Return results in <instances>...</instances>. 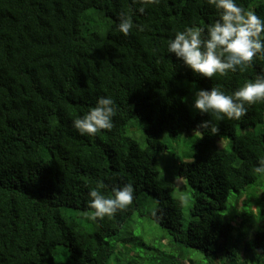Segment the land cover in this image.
Returning a JSON list of instances; mask_svg holds the SVG:
<instances>
[{"label": "trees", "instance_id": "16d2710c", "mask_svg": "<svg viewBox=\"0 0 264 264\" xmlns=\"http://www.w3.org/2000/svg\"><path fill=\"white\" fill-rule=\"evenodd\" d=\"M237 2L264 19L260 0ZM139 7L0 0V264H264L256 253L264 250V175L255 172L264 159V103L239 121L191 108L195 90L231 94L264 75V59L226 77L195 76L166 45L186 25L213 22L214 9L206 0ZM121 14L143 31L119 33ZM100 96L117 106L113 129L80 135L72 121ZM208 119L216 135L198 129ZM135 122L139 140L125 135L139 131ZM193 131L203 132L194 151L168 157ZM127 183L134 200L126 210L87 218L91 189L102 185L109 196ZM259 183L262 214L247 215L256 194L249 188ZM150 236L147 251L136 253L135 242Z\"/></svg>", "mask_w": 264, "mask_h": 264}, {"label": "clouds", "instance_id": "9594fccd", "mask_svg": "<svg viewBox=\"0 0 264 264\" xmlns=\"http://www.w3.org/2000/svg\"><path fill=\"white\" fill-rule=\"evenodd\" d=\"M133 3L140 5L138 10L143 13L146 6L158 5L160 0H133ZM206 3L214 9L217 18L206 27L186 25L182 31L177 30L167 42V54H174L193 75L207 79L244 72L252 66L254 58L264 59V19L253 10H245L237 0H206ZM260 3L264 4V0ZM118 19L116 30L124 36L134 28L143 31L142 26L134 25L128 14H121ZM257 103H264V75H257L231 94L220 87L195 90L192 108L216 121H239ZM117 111L111 96H100L94 107L72 121V126L80 135L87 136H94L101 130L111 131ZM198 129L210 130L212 135L219 131L210 119L201 121ZM255 172L264 175V159L259 161ZM101 186L88 193L87 207L92 213L87 218L93 222L126 210L134 200L131 183L114 186L109 196L100 191ZM262 252L264 250L256 253Z\"/></svg>", "mask_w": 264, "mask_h": 264}, {"label": "rangeland", "instance_id": "374dc122", "mask_svg": "<svg viewBox=\"0 0 264 264\" xmlns=\"http://www.w3.org/2000/svg\"><path fill=\"white\" fill-rule=\"evenodd\" d=\"M191 98V97H190ZM189 99V98H188ZM192 108V107H191ZM192 111H193V108H192ZM132 127H135L136 129H138L139 131L138 132H136V133H129L130 131H129V128H127L126 129V131H125V135L126 136H128L129 138H131V139H137V140H139L140 139V137L139 136H141V137H143V125L140 123V122H135L133 125H132ZM264 129V126H263V128H257V131H262ZM139 133V134H138ZM138 134V135H137ZM134 135H137V136H134ZM192 135L194 136V137H192V138H188V137H186V138H183V140H184V142H182V144H181V146L180 147H170V149H169V151H167L166 153H167V156L168 157H170V156H172V155H176L177 157H180L181 155H187V154H189V153H192L193 151H194V148H193V145H194V143H195V141L201 136V134H200V132H198V131H193L192 132ZM165 137V136H164ZM183 183V181H181V180H178L177 181V184L179 185V184H182ZM261 185V183H259L258 185H254V186H252V187H250L249 188V191H251V192H253V193H256L255 195L253 194V196H254V198L252 199V201H250V205H247V215H250L252 212L255 214V210L256 211H258V215L260 216V214H262V211H261V206L259 207V200L261 199V194L260 195H258V191H256L257 190V186H260ZM258 189H260V193H263L264 192V186H261V187H259ZM253 190V191H252ZM234 197H236V196H233L232 198H231V200H230V202H229V204H228V209H230V212L232 213L233 211H234V201H232V199L234 198ZM241 206H242V204H238L236 207L238 208V210H240L241 209ZM154 210V207L152 206V208H151V211H153ZM241 211V210H240ZM157 228V231H159L160 232V228L159 227H156ZM143 228H142V226H140V225H137L136 226V228H135V231H134V237H135V239H136V241H139V238H140V236L143 234ZM151 238H152V236H150V237H145L144 239H143V243H141V242H135V249H136V253H139V252H145V251H147V247H148V245L151 243ZM223 263H225V262H223Z\"/></svg>", "mask_w": 264, "mask_h": 264}]
</instances>
